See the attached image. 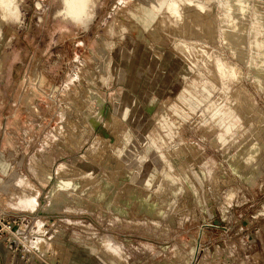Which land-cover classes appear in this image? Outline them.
<instances>
[{
	"label": "rangeland",
	"instance_id": "rangeland-1",
	"mask_svg": "<svg viewBox=\"0 0 264 264\" xmlns=\"http://www.w3.org/2000/svg\"><path fill=\"white\" fill-rule=\"evenodd\" d=\"M193 1L0 0V212L47 264H264V0Z\"/></svg>",
	"mask_w": 264,
	"mask_h": 264
},
{
	"label": "built area",
	"instance_id": "built-area-1",
	"mask_svg": "<svg viewBox=\"0 0 264 264\" xmlns=\"http://www.w3.org/2000/svg\"><path fill=\"white\" fill-rule=\"evenodd\" d=\"M22 214L0 212V264H47L44 256L33 245L35 233L24 236Z\"/></svg>",
	"mask_w": 264,
	"mask_h": 264
},
{
	"label": "crops",
	"instance_id": "crops-1",
	"mask_svg": "<svg viewBox=\"0 0 264 264\" xmlns=\"http://www.w3.org/2000/svg\"><path fill=\"white\" fill-rule=\"evenodd\" d=\"M86 1V12H85V15L84 16H82V17H80V18H78V15L77 16H75V15H71V17H74V18H76V19H82L83 17H85L86 16V14H87V7H88V3H89V0H85ZM188 1H193V0H188ZM194 2V1H193ZM256 51H255V48H254V50H253V53H255ZM258 61V60H257ZM31 98V96L29 95V99ZM60 168V167H59ZM30 169L35 173V175L40 179V177H39V175H40V173H37L33 168H32V166H30ZM25 178V179H24ZM23 180H25V186H27L28 187V185L31 183L30 182V180H28L27 179V177L25 176L24 177V175H22V177H21V179H20V182L21 181H23ZM69 179H65V178H63L62 177V173L59 171V170H57V175H56V178H55V180L53 181V184H57V183H59L61 186H59L57 189H55V191H54V194H56L57 192H60V190L61 189H67V188H74V187H76L75 185H74V183H71V182H69L68 181ZM72 180V179H71ZM46 181H47V179H46ZM20 182L18 183V185L20 184ZM31 185V184H30ZM38 189V188H37ZM38 192H39V190H38ZM53 194V195H54ZM104 194V193H103ZM98 196L99 195H102V193L100 194V193H98L97 194ZM28 201H32V202H28ZM9 205H12L15 209H22V210H33V209H35V207H36V205L38 204V201H37V197L34 195V193H32V192H28V191H25V209L24 208H21L22 206H21V204L20 203H18V204H15V203H8ZM39 232H40V230H39ZM42 242H44L45 241V239H40ZM105 244H107L106 242H105ZM106 250L109 252V250L106 248ZM109 254L110 255H112L113 257H116V258H118L120 261H122V263L123 264H127L126 263V257H124L123 256V253H122V251H121V253H119L118 255L119 256H115V255H113L112 253H110L109 252ZM45 255H48V256H51L50 255V253H45Z\"/></svg>",
	"mask_w": 264,
	"mask_h": 264
},
{
	"label": "bare ground",
	"instance_id": "bare-ground-1",
	"mask_svg": "<svg viewBox=\"0 0 264 264\" xmlns=\"http://www.w3.org/2000/svg\"><path fill=\"white\" fill-rule=\"evenodd\" d=\"M66 1V3H67V5H68V8H69V14L70 15H73L74 14V11L75 12H77L78 14V18H80V17H82V16H84L85 15V12H86V1L85 0H77V4H74V2L75 1H73V0H65ZM174 1H176L175 3L173 2V7H172V9H173V11H171L170 13H176V12H179V10H181V8L182 9H185V8H187V7H195V6H197L196 8L198 9V10H201V11H203L200 7H201V5L200 4H198V3H196V2H193V1H188V0H174ZM176 3H179L178 5H176ZM170 11V10H169ZM178 17H181L180 15H178ZM182 18V17H181ZM180 18V19H181ZM227 28V27H226ZM224 30H225V27H224ZM232 31L234 32V31H236V28L235 27H233L232 28ZM249 31V30H248ZM249 33V32H248ZM248 35V34H247ZM249 37V36H248ZM248 37H247V40L248 41H246V40H244L243 42H242V45L244 46V48L247 50V52L249 53L250 52V47H251V44H250V37H249V39H248ZM225 44H227L226 43V41H225ZM248 58H249V56H248ZM256 72L254 71V74H255ZM258 76V75H257ZM83 121V120H82ZM250 145V144H249ZM254 160V159H253ZM256 162V161H255ZM237 163H239V162H237ZM252 163V162H251ZM257 164V163H256ZM37 171V173H40V175H39V177H40V180H42V182H45L46 181V179H47V177L43 174V173H41V172H38V170H36ZM57 186H61L59 183L57 184ZM24 197V195L22 196V198ZM23 200H24V198H23ZM49 247V246H48Z\"/></svg>",
	"mask_w": 264,
	"mask_h": 264
}]
</instances>
